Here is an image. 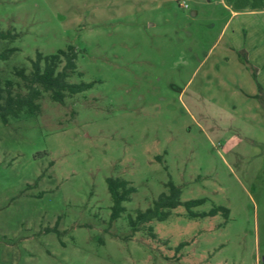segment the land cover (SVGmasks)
I'll return each instance as SVG.
<instances>
[{"label":"rangeland","instance_id":"obj_1","mask_svg":"<svg viewBox=\"0 0 264 264\" xmlns=\"http://www.w3.org/2000/svg\"><path fill=\"white\" fill-rule=\"evenodd\" d=\"M0 29L1 80L73 47L92 84L0 119V264H264V0H0ZM107 178L135 189L115 221ZM169 180L228 219L133 233Z\"/></svg>","mask_w":264,"mask_h":264},{"label":"trees","instance_id":"obj_2","mask_svg":"<svg viewBox=\"0 0 264 264\" xmlns=\"http://www.w3.org/2000/svg\"><path fill=\"white\" fill-rule=\"evenodd\" d=\"M18 37L13 30L0 29V42H12ZM17 50V48H4L0 51V62L6 61ZM76 52L73 47L59 50L50 55L37 53L30 60V70L24 67L14 68L13 75L17 82L0 79V119L7 123L10 118H19L22 114L37 115L40 113V100L44 93L48 94L52 102L64 104L66 97L82 93L91 88V83H69L68 78L76 73ZM261 91V87L258 86ZM257 98V95L255 96ZM107 190L110 195L112 206L110 220L115 221L125 212L124 203L131 200L135 192L131 183L122 178H107ZM166 192L161 193L151 205L145 210H136L135 215H128V225L133 233L141 227L147 229L149 235L152 233V222L167 220L173 210L184 206L187 217L190 219L213 217L221 214L228 219L229 211L225 207L216 206L208 212H194L192 209L201 205L203 200H190L182 203L180 201V188L171 180L164 184ZM180 244L177 250L183 247Z\"/></svg>","mask_w":264,"mask_h":264},{"label":"crops","instance_id":"obj_3","mask_svg":"<svg viewBox=\"0 0 264 264\" xmlns=\"http://www.w3.org/2000/svg\"><path fill=\"white\" fill-rule=\"evenodd\" d=\"M221 3H223V6L225 5L226 8L234 9V8H232V7L229 5V3H225L224 1H222ZM246 9H249V10H250V11H248V12H253V10L250 9V7H248V8H244V9H241V10H246ZM234 10H236V11H240L239 9H234ZM236 11H234L233 13H235Z\"/></svg>","mask_w":264,"mask_h":264},{"label":"built area","instance_id":"obj_4","mask_svg":"<svg viewBox=\"0 0 264 264\" xmlns=\"http://www.w3.org/2000/svg\"><path fill=\"white\" fill-rule=\"evenodd\" d=\"M182 7L185 9L188 8L187 4H185V3L182 4Z\"/></svg>","mask_w":264,"mask_h":264}]
</instances>
